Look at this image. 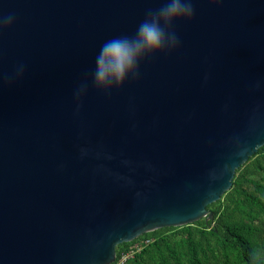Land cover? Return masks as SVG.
Returning a JSON list of instances; mask_svg holds the SVG:
<instances>
[{"label": "water", "instance_id": "1", "mask_svg": "<svg viewBox=\"0 0 264 264\" xmlns=\"http://www.w3.org/2000/svg\"><path fill=\"white\" fill-rule=\"evenodd\" d=\"M164 0H0V264H112L214 218L264 146V0H192L178 47L99 89L95 57Z\"/></svg>", "mask_w": 264, "mask_h": 264}, {"label": "trees", "instance_id": "2", "mask_svg": "<svg viewBox=\"0 0 264 264\" xmlns=\"http://www.w3.org/2000/svg\"><path fill=\"white\" fill-rule=\"evenodd\" d=\"M208 208L211 220L162 227L120 243L112 264H247L252 242L264 241V146L236 170L232 187Z\"/></svg>", "mask_w": 264, "mask_h": 264}, {"label": "clouds", "instance_id": "3", "mask_svg": "<svg viewBox=\"0 0 264 264\" xmlns=\"http://www.w3.org/2000/svg\"><path fill=\"white\" fill-rule=\"evenodd\" d=\"M220 3L221 0H210ZM195 15L192 0H164L157 9H149L133 35H123L105 41L95 57L93 80L97 88L122 87L131 76L139 75L141 60L149 54L161 53L168 47H178L179 37L166 27L191 20ZM15 21L12 13L0 16V31ZM247 264H264V241L252 242Z\"/></svg>", "mask_w": 264, "mask_h": 264}, {"label": "built area", "instance_id": "4", "mask_svg": "<svg viewBox=\"0 0 264 264\" xmlns=\"http://www.w3.org/2000/svg\"><path fill=\"white\" fill-rule=\"evenodd\" d=\"M126 259V257L122 260V262ZM119 264H122V263H119Z\"/></svg>", "mask_w": 264, "mask_h": 264}, {"label": "rangeland", "instance_id": "5", "mask_svg": "<svg viewBox=\"0 0 264 264\" xmlns=\"http://www.w3.org/2000/svg\"><path fill=\"white\" fill-rule=\"evenodd\" d=\"M135 246H139V244L137 243V244H135Z\"/></svg>", "mask_w": 264, "mask_h": 264}]
</instances>
